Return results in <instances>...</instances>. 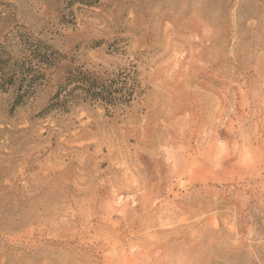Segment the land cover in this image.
<instances>
[{
	"label": "rangeland",
	"instance_id": "1",
	"mask_svg": "<svg viewBox=\"0 0 264 264\" xmlns=\"http://www.w3.org/2000/svg\"><path fill=\"white\" fill-rule=\"evenodd\" d=\"M0 264H264V0H0Z\"/></svg>",
	"mask_w": 264,
	"mask_h": 264
},
{
	"label": "trees",
	"instance_id": "2",
	"mask_svg": "<svg viewBox=\"0 0 264 264\" xmlns=\"http://www.w3.org/2000/svg\"><path fill=\"white\" fill-rule=\"evenodd\" d=\"M22 75H25L27 78V75L24 72ZM17 78H19V76L16 71L15 74L11 77V83H16ZM74 80H76V89H82L88 97L104 101L110 106H116L120 103L130 102L135 93V88H128L127 82H117L115 80L100 82L92 80V78L86 74H83V76L81 77L79 76L77 78H74ZM22 81L23 85L24 79H22ZM25 82H27L26 86L28 88L24 90V93L26 94L29 93L30 90L35 86V82L33 81V79H25Z\"/></svg>",
	"mask_w": 264,
	"mask_h": 264
}]
</instances>
